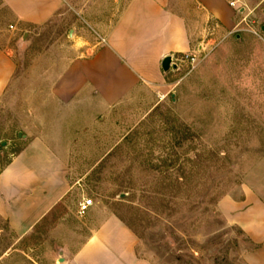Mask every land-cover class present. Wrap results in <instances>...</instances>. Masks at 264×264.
Here are the masks:
<instances>
[{
	"label": "rangeland",
	"instance_id": "1",
	"mask_svg": "<svg viewBox=\"0 0 264 264\" xmlns=\"http://www.w3.org/2000/svg\"><path fill=\"white\" fill-rule=\"evenodd\" d=\"M129 1L70 0L48 24L23 28L0 0V49L20 76L0 100V171L30 127L59 111L45 102L46 75L96 50ZM242 2L230 28L215 22L207 42L174 56L164 99L113 150L98 131L97 149L81 152L82 182L52 214L21 238L0 218V264H75L93 229L91 212L78 213L85 198L132 230L150 264H249L254 246L220 206L246 190L264 199V0Z\"/></svg>",
	"mask_w": 264,
	"mask_h": 264
},
{
	"label": "crops",
	"instance_id": "2",
	"mask_svg": "<svg viewBox=\"0 0 264 264\" xmlns=\"http://www.w3.org/2000/svg\"><path fill=\"white\" fill-rule=\"evenodd\" d=\"M4 2L23 28L48 24L70 4ZM233 16L229 0H130L96 50L63 58L59 74L44 79L45 102L59 111L46 112L42 126L30 127L27 143L0 171V218L12 233L27 235L75 192L83 180L79 168L87 165L81 152L97 149L92 144L99 130L107 132L111 151L117 135L128 134L164 99L170 89L166 57L175 65L174 56L191 52L198 38L207 42L215 22L230 28ZM18 71L14 56L0 49V100L17 85ZM220 206L254 246L248 263L264 264V199L246 190ZM90 212L92 233L75 264H150L137 254L136 235L110 209L96 202Z\"/></svg>",
	"mask_w": 264,
	"mask_h": 264
},
{
	"label": "built area",
	"instance_id": "3",
	"mask_svg": "<svg viewBox=\"0 0 264 264\" xmlns=\"http://www.w3.org/2000/svg\"><path fill=\"white\" fill-rule=\"evenodd\" d=\"M229 5L231 8L236 10H241L243 2L242 0H229ZM94 201L91 198H85L78 204V213L80 215H86L90 212L92 207L94 206Z\"/></svg>",
	"mask_w": 264,
	"mask_h": 264
},
{
	"label": "water",
	"instance_id": "4",
	"mask_svg": "<svg viewBox=\"0 0 264 264\" xmlns=\"http://www.w3.org/2000/svg\"><path fill=\"white\" fill-rule=\"evenodd\" d=\"M172 63H173V58L171 56H168L163 60L162 67H163L165 72H168L171 69V67L173 65ZM174 67L176 68V65ZM4 145H6V144H4Z\"/></svg>",
	"mask_w": 264,
	"mask_h": 264
}]
</instances>
